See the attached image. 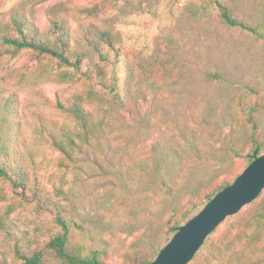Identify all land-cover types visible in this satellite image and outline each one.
I'll list each match as a JSON object with an SVG mask.
<instances>
[{
  "label": "trees",
  "instance_id": "16d2710c",
  "mask_svg": "<svg viewBox=\"0 0 264 264\" xmlns=\"http://www.w3.org/2000/svg\"><path fill=\"white\" fill-rule=\"evenodd\" d=\"M236 1L242 0H204V4L219 13L224 25L246 32L264 50V12L260 25L251 24L236 16ZM98 11V7L89 10ZM52 26V36L43 37L24 18L13 17L0 22V46L10 61L27 53L34 62L53 61L62 81L83 87L55 104L73 126L39 125L35 139L58 152L64 167L76 171L88 151L103 154L106 147L112 149L119 126L133 109L141 111L149 88L171 84L169 59L158 60L157 67L143 63L138 72L110 31L102 33L103 44L85 47L74 44L66 22L53 21ZM205 77L229 94L210 102L196 128L185 126L164 144L154 143L155 174L143 189L149 194L146 200L157 201L167 219L159 232L151 234L155 226H147L145 234L130 244L120 233L107 238L99 232L84 217L73 188L67 190L61 183L47 190L41 173L46 167L37 162L34 148L20 144V129L16 126L15 131L10 123L8 104L0 103V180L4 182L0 195L7 202L0 214L6 249L0 251V264H111L113 258L120 264H152L181 226L264 155V68L254 69L242 87L219 69ZM140 128V136L148 137L150 122L144 119ZM196 164L212 168V175L190 190L187 171ZM33 206L36 212L52 216L58 232L46 238V230L38 229L33 236V229L20 219V213ZM190 264H264V191L217 228Z\"/></svg>",
  "mask_w": 264,
  "mask_h": 264
},
{
  "label": "rangeland",
  "instance_id": "374dc122",
  "mask_svg": "<svg viewBox=\"0 0 264 264\" xmlns=\"http://www.w3.org/2000/svg\"><path fill=\"white\" fill-rule=\"evenodd\" d=\"M94 7L99 8L96 14L89 12ZM233 9L237 17L260 25L264 0L236 1ZM16 16L43 37L52 36L53 21L66 22L74 44L85 47L103 44L102 33L110 31L138 72L143 63L157 67L158 60L169 59L171 84L149 88L141 111L133 109L128 121L119 126L120 135L110 144L112 149L106 147L103 154L88 151L74 171L63 166L58 152L35 141L36 128L43 124L73 126L55 104L57 99L80 93L83 87L62 81L53 61L34 62L29 53L10 61L0 46V103L8 104L10 123L15 131L16 126L20 129V144L34 148L37 162L46 167L41 173L47 190L61 183L67 190L73 188L84 217L107 238L120 233L130 244L152 224L155 229L151 234L159 232L167 218L157 201L146 200L149 194L143 189L155 174L154 143L164 144L185 126L196 128L210 102L229 94L207 81V72L219 69L242 87L254 69L264 68L261 44L246 32L224 25L219 13L206 7L204 0H0V22ZM156 48L160 49L157 53ZM144 119L150 122L151 131L145 138L139 134ZM189 169L186 184L190 190L212 175L207 165ZM3 186L0 180V188ZM5 203L0 195V214L6 210ZM20 215L33 229V236L38 229L46 230V238L58 232L52 216L36 212L34 206ZM2 240L0 234V251L4 253ZM111 264L120 261L113 258Z\"/></svg>",
  "mask_w": 264,
  "mask_h": 264
},
{
  "label": "water",
  "instance_id": "95a60500",
  "mask_svg": "<svg viewBox=\"0 0 264 264\" xmlns=\"http://www.w3.org/2000/svg\"><path fill=\"white\" fill-rule=\"evenodd\" d=\"M264 191V155L257 157L192 219L179 228L152 264H190L206 239Z\"/></svg>",
  "mask_w": 264,
  "mask_h": 264
}]
</instances>
